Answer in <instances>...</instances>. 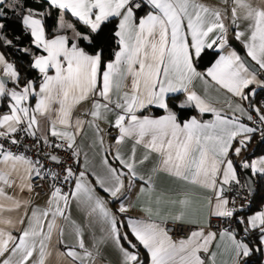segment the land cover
Instances as JSON below:
<instances>
[{
  "label": "snow or ice",
  "instance_id": "snow-or-ice-1",
  "mask_svg": "<svg viewBox=\"0 0 264 264\" xmlns=\"http://www.w3.org/2000/svg\"><path fill=\"white\" fill-rule=\"evenodd\" d=\"M222 2L0 0V49L27 58L22 74L0 51V107H7L0 113V264H48L59 248L65 264H95L109 243L119 264H217L218 255L227 256L223 264H264V205L253 211L250 199L257 178L264 185V154L248 152L255 134L264 143V99L255 102L264 92V0ZM9 10L21 36L9 38ZM150 108L163 114H143ZM186 109L197 114L181 119ZM86 128L98 167L79 142ZM137 146L145 150L139 160ZM153 154L159 159L146 176L140 168ZM161 171L209 193L204 223L187 211L189 192L170 201L180 206L175 213L162 214L150 200L147 219L128 215L136 182L150 194ZM45 183L47 198L35 204L31 195ZM73 206L87 210V224L71 218ZM176 223L185 232L179 239L170 235Z\"/></svg>",
  "mask_w": 264,
  "mask_h": 264
},
{
  "label": "crops",
  "instance_id": "crops-1",
  "mask_svg": "<svg viewBox=\"0 0 264 264\" xmlns=\"http://www.w3.org/2000/svg\"><path fill=\"white\" fill-rule=\"evenodd\" d=\"M203 2L206 4H209V5L224 7L222 0H203ZM230 15H231V13H230V9H229V13H228L229 18H230ZM230 35H231V32H230ZM237 43L239 44V42H237ZM240 46L242 48V45H240ZM205 66H207V65H205ZM9 87H11L10 84H9ZM195 90L198 92V94L204 95L203 86L199 82L196 83ZM209 94L213 98H215L217 95H219L214 90H210ZM179 98L183 99V96H180ZM34 103H35V100H33V104ZM245 106H247V105H245ZM84 107H87V105H85ZM6 110H7V107L0 109V113L4 112ZM81 110L82 109H78L74 115H80ZM149 113H151V112H145L143 114L147 115ZM151 114L161 115L163 113L161 112V113H156V114L151 113ZM192 115H194V114H192ZM211 118H212L211 114H207L204 117V119H211ZM43 119L44 118H41L42 122H43ZM243 122L249 123V124L253 123V122L247 121L246 119H244ZM101 127L106 129V131H107V125L105 123L102 122ZM85 132H86V135L82 136L80 138L79 142L82 144L83 151L88 154V158H89L90 162L94 166L98 167L99 166V160H100V157L98 155L99 148L97 147L94 149V148L90 147L91 138L93 137L94 134H93L92 130L88 129V128L85 129ZM115 135H116V132L113 130L111 132V136H108V135L105 136L106 145L114 143V140L111 137L115 136ZM132 144H133L132 140H127L121 146V152L125 153V154L129 153L131 150ZM144 152H145V150L142 146H137L136 158L138 160L141 159L144 155ZM262 154H264V152L252 155L251 158H255L256 156H259ZM158 159L159 158L155 154L150 156L149 161L145 162V165L140 168V172L147 176V174H149V172H150V169L153 168L156 165V163L158 162ZM153 183H154V190L150 194L149 193H143L142 194L139 191L141 184H143V186L145 188H147L148 185L144 182H140V181L136 182V187L128 194V199L125 201L126 204L130 203V204L134 205L133 207H131L129 209L128 215L135 217V218L147 219V216L143 211V207L146 206L150 200L152 201V207L154 209L158 207L162 214L167 215L169 213H175L178 211L180 206L178 204H172L170 201L179 200V199L183 198V194L185 192H189L192 194L191 195V201L192 202H191L187 211L190 213L191 218H199L201 223H204L207 220L208 208H207V201L205 199V196L208 195L209 193H205L204 190H202V189H200L194 185H191L188 182H185L182 179L177 178V177L170 175L169 173L163 172V171L157 173L153 177ZM7 191L9 194H12L11 188L7 189ZM101 194H103V193H101ZM161 194H163L162 202L159 205H157L155 203V198L157 196H160ZM21 195L28 197L29 194L27 192H24ZM46 198L47 197L45 194H39L37 196L36 192L32 193V195H31V199L33 200V202L35 204H42L46 200ZM261 205H264V198H263ZM110 207L113 210H115L117 205H115L114 208L111 205H110ZM255 210H258V208ZM255 210H253V211H255ZM16 214H17L16 212H11V213L5 212V215L15 216ZM71 218L73 220H75L77 223H79L81 225H85L88 223L87 210L86 209L81 210V209H78L77 207L73 206V208L71 210ZM152 218L156 219L155 216ZM170 220L171 219H168L167 221H170ZM95 230H96V235L99 236L101 233H100V226L98 224H95ZM65 231H66V233L68 232L67 227H66ZM170 235H172L174 239H179V238H182L185 236V235L184 236H177V235H173L171 233H170ZM86 239H88V241L90 243L91 242V235L86 233ZM125 247H127V246H125ZM213 250L215 251L216 249L213 248ZM57 251H64V249L63 248L54 249L52 251L51 256L48 258V264H65V262H63L61 260V258H59L57 256ZM226 260H227L226 255H218L217 256V264H223V262ZM95 264H119V253L117 252L115 247L110 243L107 245H102L101 249H100V254H99V256H97ZM145 264H147V260H146Z\"/></svg>",
  "mask_w": 264,
  "mask_h": 264
},
{
  "label": "trees",
  "instance_id": "trees-1",
  "mask_svg": "<svg viewBox=\"0 0 264 264\" xmlns=\"http://www.w3.org/2000/svg\"><path fill=\"white\" fill-rule=\"evenodd\" d=\"M36 2V0H27V3L31 6L32 4H34ZM6 23L8 24V28H7V32L9 35V38H12L13 36H21L22 33V25L18 22V20L12 16L11 11L9 10V19L6 21ZM28 43L27 39H24V44L26 45ZM0 51H6L8 54V59L9 60H16L18 62V67L21 70V73L24 74L26 67H27V58H21L19 53H14L12 49H0ZM111 52V48H109L108 53H106V55H108ZM209 57H205L204 58V64L207 65V61H208ZM32 76H35L36 73L33 72L31 74ZM264 92H260L258 93L257 97L260 94H263ZM256 97V99H257ZM33 103V101H32ZM2 108H6V103L4 106L0 107V109ZM149 112L151 113H161L162 111L156 109V108H150ZM196 115L197 113L194 110H184V112L181 114V119L186 118L189 115ZM261 138L259 136V134H255L253 136L252 142L251 144H249L248 146V152L252 153L253 155L258 154V153H263L264 152V143L260 142ZM248 153H244V155H247ZM238 172H240V170L238 169ZM241 178L243 179V173L240 172ZM258 179V186L253 190V193L250 197V199L252 200V210H255L257 208H259L262 204L263 198H264V185H259V178ZM113 208L115 206V204L111 205ZM123 218V217H121ZM125 246H127V244H125ZM141 251V258L144 259V250L141 247L140 249ZM146 262V259H145Z\"/></svg>",
  "mask_w": 264,
  "mask_h": 264
},
{
  "label": "built area",
  "instance_id": "built-area-1",
  "mask_svg": "<svg viewBox=\"0 0 264 264\" xmlns=\"http://www.w3.org/2000/svg\"><path fill=\"white\" fill-rule=\"evenodd\" d=\"M261 99H264V93L263 94H260L257 97L256 102L259 103V101ZM262 110H264V109H262ZM253 115L255 116V113H253ZM31 142L32 141L30 139H26V145L27 144H30ZM20 150L23 151V152H26L28 155H33V153L31 151H29L27 147L21 148ZM61 155H63V153H61ZM33 183L34 184H40V183H43V182L42 181H39V180H34ZM47 187H48V185L45 183L43 189L38 187V188H36V191L35 192L36 193H39V194H45V191H46ZM233 194L234 193H229V195H233ZM240 195H247V193L246 192H242V193H240ZM236 202H237V205H239V204H245L246 203V201L243 200V199H237ZM215 222L216 221L213 220V223H215ZM167 225H168L169 228H173V221L172 220L167 221ZM170 233L173 234V235H177V236H184L185 235V232L181 230V225L179 223H176L175 224V230L174 231H171Z\"/></svg>",
  "mask_w": 264,
  "mask_h": 264
},
{
  "label": "water",
  "instance_id": "water-1",
  "mask_svg": "<svg viewBox=\"0 0 264 264\" xmlns=\"http://www.w3.org/2000/svg\"><path fill=\"white\" fill-rule=\"evenodd\" d=\"M233 45L235 47H237L238 49L241 48V46L236 42V41H233ZM242 55L244 54L243 52L241 53ZM243 173V172H242ZM243 176H244V173H243Z\"/></svg>",
  "mask_w": 264,
  "mask_h": 264
}]
</instances>
